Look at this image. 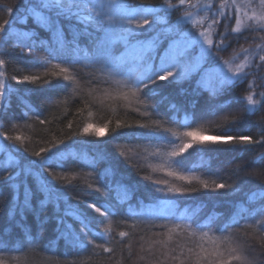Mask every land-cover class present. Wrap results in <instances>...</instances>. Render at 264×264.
Returning a JSON list of instances; mask_svg holds the SVG:
<instances>
[{"label": "snow or ice", "instance_id": "obj_1", "mask_svg": "<svg viewBox=\"0 0 264 264\" xmlns=\"http://www.w3.org/2000/svg\"><path fill=\"white\" fill-rule=\"evenodd\" d=\"M22 7L23 11L15 19L11 18L14 8H7L10 18L0 22V44L7 46L10 43L21 55L29 58L33 68L42 69L43 73L23 75L22 78L13 75L11 79L17 84L39 83L49 88L64 89L70 84L75 86L79 83L74 66L81 63V55L90 64L97 65L98 71L107 77L102 82L109 85V89L104 91L105 99L149 118L147 122L136 124V127L148 130L144 135L149 140L150 155L160 160L158 165L149 164L148 167L154 172L163 171L166 177L173 178L170 181L153 180L147 175L144 177L145 180L151 181L154 193H162L163 197H166H157L163 206L162 210L171 212L178 209L179 197L191 196L201 190L216 192L224 189L234 193L242 190L239 184L208 180L202 175H196L195 170L185 164L184 154L190 155L189 150L203 149L209 143L226 144L229 146L228 150L237 152H252L257 146L264 147V120L257 123L256 135H251L233 131L232 126L239 124L241 118L225 116L226 125L223 131L205 140L200 138L203 136L200 130L203 125L192 127V124L196 123L194 114L191 121L187 116L182 122L164 120L159 114V102L151 101L159 95L156 90L160 86L159 82L177 83L187 80L193 72L203 74L201 80L196 82L197 90L202 87L205 78L210 82L214 81L212 87L204 86L213 98L230 87L244 83L249 76L264 82V75H260L264 72V0H220L219 4H216L215 0H197L195 4L191 3V0H178L177 3L164 0L158 6H134L127 0H25ZM177 12L182 14L177 16L173 24L171 17ZM65 21L72 23V27L66 29ZM29 23L32 24L30 28ZM16 25L26 30H19ZM221 27L223 31L220 30ZM41 31L52 34L59 51L67 50L71 54L61 57L59 51L53 48L52 40H41ZM251 33L257 34L253 36V43L257 38L261 43L255 44L254 47H241L230 59H223L219 55L227 50L232 39L238 40L241 36L247 39V34ZM82 39L85 42L83 48ZM161 44L165 45L162 51ZM38 48L47 54L44 58L36 55ZM3 55L4 53L0 52V69H4L7 64L2 58ZM53 59L59 62L52 64ZM5 75L4 71H0V138L4 141L0 143V154L8 155L9 160L13 159L11 153H15L16 157L13 168H9L7 163L0 167V187L8 186L10 193L13 189L23 187V202L19 199L10 201L7 214L15 219L18 213L20 223L16 227L23 228L28 227L24 223L26 212L36 211L31 206L32 189L28 186L29 178L36 175H46L50 178L43 179L40 183L39 190L44 194L40 200V211L54 198L59 199L53 182L65 179L63 175L54 172L37 173L34 169L44 170L53 163L62 168V161L67 159L66 150L71 147L66 141H84L74 139L79 134L72 132L63 139L54 140L47 147L34 151L32 155L37 159L28 160L29 150L23 143L25 138L21 135H9L2 130L3 117L10 107V89L5 82ZM52 77L60 79L54 84ZM257 87H264V83L257 85L256 79H253L248 83L247 94L239 98L245 102L244 116L264 108V91L257 92ZM175 107L174 104L170 105L172 110H175ZM28 111H31L30 107ZM218 111L219 108L210 106L208 115L215 116ZM37 119L41 124L45 123L43 119ZM200 119L207 120V116ZM110 123L111 121L104 123L103 129H107ZM173 124L177 125L176 130L172 128ZM132 126L117 120L113 133L120 135L122 133L117 132L118 129ZM12 127L15 128L16 125L13 124ZM68 127L71 129V122ZM180 128L189 130L180 131ZM81 134L100 137L103 131L89 123L84 125ZM152 141H155V144H152ZM148 150L147 147L144 149L146 152ZM252 163L264 164V152L254 157ZM247 175L261 178L264 177V171L253 170ZM241 182L246 183V180L242 179ZM161 184L166 187L162 189L159 187ZM88 187L91 188L92 185L89 184ZM95 190L101 191V188L97 187ZM0 197H3V191H0ZM244 203L249 207L239 206L235 216L244 219V214H247V219L252 222L245 224V235L255 234L259 238V247L264 250V179H261L258 190L251 191ZM87 207L99 213L105 220L116 215L110 208L102 211L95 203H90ZM65 215L73 213L66 212ZM75 215L80 219V231L77 233L70 225H65V230L60 233L61 238L79 243L82 250H86L88 245H94V248H100L105 253L114 252L113 248L105 246L107 240L105 244H94L93 240H88L91 221L81 213ZM151 219L155 217L150 218L149 223ZM163 219L170 222L151 224V227L164 230L162 234L166 239L155 242L159 245L158 254L149 248L148 257H141L147 264H255L254 258L249 255V249H252L253 245L248 244L245 247L234 242L231 234L224 235L230 227L239 224V219L234 218L233 224L221 229L213 228L214 218L211 217L204 224H197L194 220L187 222L191 218L185 213L180 214V222H177L175 214ZM137 222L145 221L136 216L130 227L134 229ZM61 224L63 225V220ZM39 230L38 224V233ZM108 232L110 228L105 227L104 233ZM217 232L220 234L217 235ZM24 235L22 233V237ZM26 235L30 237L29 244L35 243L30 231ZM96 236L104 239L103 233H96ZM119 236L129 237L130 233L121 231ZM225 244L228 245L227 248L223 247ZM10 250L7 246L0 248V264H8L9 258L3 253Z\"/></svg>", "mask_w": 264, "mask_h": 264}, {"label": "trees", "instance_id": "obj_2", "mask_svg": "<svg viewBox=\"0 0 264 264\" xmlns=\"http://www.w3.org/2000/svg\"><path fill=\"white\" fill-rule=\"evenodd\" d=\"M24 2L25 0H0V22L10 18L7 12L9 7L14 8L11 18L15 19L19 16V13L23 11ZM127 2L134 6L141 4L158 6L164 0H127ZM172 2L177 3L178 0H172ZM177 16H180V12L171 17V23ZM15 27L26 30L19 25ZM28 27H32V24L29 23ZM71 27L72 23L65 21V28ZM39 36L46 42L52 40L53 48L59 51L52 34L41 31ZM253 36L257 34H247V39L244 36L238 40L232 39L230 47L238 49L261 42L257 38L253 43ZM84 43L82 39L81 48L84 47ZM164 46L161 44L160 48ZM0 52L4 53L2 58L7 61L6 67L0 71L6 73L4 79L10 89V107L3 117L2 130L9 135H21L25 138L23 143L29 150L27 159H37L32 155L34 151H39L40 148L47 147L50 142L59 141L72 132L79 134L74 139L84 141L83 143L66 141L71 145L67 150L74 151H69L67 159L62 161V168L56 167L53 163L44 170L34 169L37 173L39 171L54 172L57 175H63L65 179L53 182L55 189L58 190L59 199L54 198L40 211V200L44 195L39 190L40 183L43 179L50 178L46 175L29 178L28 186L32 189L31 206L36 211L26 212L24 223L28 227H16L20 223L18 213L15 219L7 215L10 201L19 199L21 203L23 202V187L13 189L12 193L8 186L0 187V191H3V197H0V233H3L0 235V248L7 246L11 249L3 253L9 258L8 264H147L141 257H148L149 248L158 254L159 245L155 242L166 239L162 234L164 230L151 227V224L169 223L170 221L163 217L172 214H175L178 218L177 222H180L181 213L191 218L187 222L194 220L197 224L207 223L210 217L214 218L213 228L215 229L233 224L234 218L239 219V224L230 227L224 235L231 234L234 242L245 247L248 244L253 245L254 247L249 249L250 257L254 258L255 264H264V250L257 242L259 238L255 234L245 235L246 228L243 221L247 220V214H244V219L235 216L239 206L249 207L244 201L251 191L258 190L261 179H264V177L256 178L247 175L253 170L264 171V164L252 163L254 157L264 152V147L257 146L252 152H237L228 150L229 146L226 144L209 143L203 149L189 150L190 155L184 154L185 164L194 169L196 175H202L208 180L239 184L242 190L236 193L224 189L216 192L201 190L191 196L179 197L178 209L171 212L162 210L163 206L157 197H166H163L162 193H154L151 181L145 180L144 177L147 175L153 180L168 179L170 181L173 178L166 177L163 171L154 172L148 167L149 164L160 163L159 158L150 155L149 140L144 135L148 130L136 127L137 122H147L148 117L105 99L104 91L109 89V85L96 76L92 64L84 60L82 55L81 63L74 66V73L79 83L58 89L49 88L47 85L41 86L39 83L17 84L11 79L13 75L18 78L28 74L42 75L43 70L33 68L29 58L21 55L19 50L14 49L10 43L7 46L0 44ZM59 54L61 57H66L71 53L64 50L59 51ZM36 55L44 58L47 54L38 48ZM48 58L51 59V57ZM51 62L56 64L59 61L53 59ZM85 65L88 66L85 67ZM54 70L58 71V69ZM260 75H264V72ZM51 79L55 84L60 78L52 77ZM253 79H256L258 85L264 83L254 76H249L244 83L230 87L214 98L208 91L197 90L194 81L171 84L161 81L156 89L159 95L151 102H159V114L164 120L182 122L187 116L191 121L194 114L196 123H193L192 127L202 124L203 127L200 130L203 136L200 138L205 140L223 131L226 125L225 116L241 118L239 124L232 126L234 132L256 135L257 123L264 120V108L252 115L244 116L245 102L239 99L247 94L248 83ZM259 88L264 91V87ZM173 104L176 106L175 110L170 109V105ZM210 106L219 108L215 116L208 115ZM29 107L31 111H28ZM25 113H27L26 116ZM202 116H207V120H201ZM37 117L43 119L45 123L41 124ZM117 120L133 126L118 129L117 132L122 134L116 135L113 129ZM109 121H111L109 127L103 129V124ZM69 122L72 124L71 129L68 127ZM89 123L101 128L103 135L97 137L94 134H81L84 125ZM13 124L16 125L15 128L12 127ZM171 126L176 130L177 125ZM179 130L189 129L180 128ZM0 143H4L2 138ZM151 143L155 144V141ZM61 147L63 148V145ZM146 147L149 149L147 152L144 151ZM41 155L43 156L44 153ZM11 156L13 159L9 160L8 155L0 154V167L7 163L9 168H13L16 154L11 153ZM242 179L246 180V183H242ZM89 184L92 185L91 188L88 187ZM97 187H100L101 191H96ZM159 187L163 189L166 186L161 184ZM90 203L97 204L102 211L110 208L116 215L105 220L99 213L87 207ZM66 212H72L73 215H65ZM77 213L83 214L87 220L91 221L87 239L93 240L94 244H105L107 240L108 243L105 246L113 248V253H105L100 248H94V245H88L86 250H82L79 243L61 238L60 233L65 230V225H70L77 233L80 231V219L75 215ZM136 216L145 222H137L133 229L130 225ZM152 217L155 219H151L149 223ZM38 224L40 225L39 233L37 232ZM105 227L110 228V232L104 233ZM29 231L35 238L33 244L28 243L30 237L26 234ZM121 231L129 232L130 236L121 238L119 236ZM22 233L25 234L23 237ZM96 233H103L104 239L97 237ZM156 233L160 235H155ZM219 234L217 232V235ZM128 245L131 247L129 248ZM223 247L227 248L228 245L225 244Z\"/></svg>", "mask_w": 264, "mask_h": 264}, {"label": "rangeland", "instance_id": "obj_3", "mask_svg": "<svg viewBox=\"0 0 264 264\" xmlns=\"http://www.w3.org/2000/svg\"><path fill=\"white\" fill-rule=\"evenodd\" d=\"M201 2H207V0H201ZM191 3H193V4L197 3V0H191ZM215 3H216V4H219V3H220V0H215ZM181 14H182V13H180V15H181ZM175 22H176V20L173 21L172 23L175 24ZM233 26H234V23H233ZM220 30L223 31V27H221ZM233 35H235V34H233ZM259 43H261V42H258V43H255V44H259ZM255 44H250V45L254 47ZM250 45L242 46V47H249ZM240 49H241V48L234 49V48H231V47L229 46V47L227 48L226 51H222V52H220L219 55H220L223 59H230V58L234 55V53H238V52L240 51ZM161 51H162V49H161ZM91 66H93V70L95 71L96 76H97L99 79H101V80H105V79H107L106 76L102 75V73H101L100 71H98V66H97V65L92 64ZM202 75H203L202 73H201V74H197L196 72H193V73L191 74V76H190L187 80H182V81H180V82H181V83H185V82H189V81H194V83L196 84V87H197V83H196V82H197L198 80H201ZM205 85H206L207 87H212V86L214 85V81L210 82L209 80H207V78H205V79L202 81V87L200 88V90L207 91V90H205V87H204ZM257 85H258V84H257ZM113 86H115V85H113ZM256 91H257V92H261L262 89L259 88V87H257V88H256ZM69 151H72V152H73L74 150H73V149L66 150V155L69 153ZM251 222H252V221L249 220V219L243 221V223H245V224H246V223H251Z\"/></svg>", "mask_w": 264, "mask_h": 264}]
</instances>
